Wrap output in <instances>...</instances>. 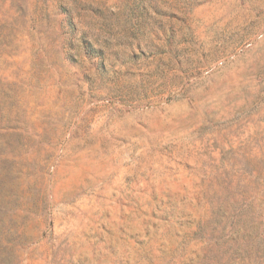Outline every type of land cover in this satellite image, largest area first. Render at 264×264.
I'll use <instances>...</instances> for the list:
<instances>
[{
  "label": "rangeland",
  "instance_id": "1",
  "mask_svg": "<svg viewBox=\"0 0 264 264\" xmlns=\"http://www.w3.org/2000/svg\"><path fill=\"white\" fill-rule=\"evenodd\" d=\"M0 264H264V0H0Z\"/></svg>",
  "mask_w": 264,
  "mask_h": 264
}]
</instances>
